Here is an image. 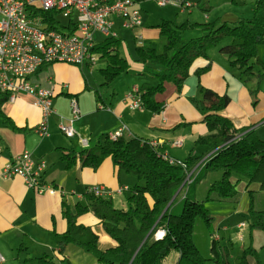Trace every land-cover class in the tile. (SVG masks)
Masks as SVG:
<instances>
[{
    "label": "trees",
    "instance_id": "1",
    "mask_svg": "<svg viewBox=\"0 0 264 264\" xmlns=\"http://www.w3.org/2000/svg\"><path fill=\"white\" fill-rule=\"evenodd\" d=\"M252 10L251 18L237 21L215 19L211 23L177 24L173 20H159L153 27L158 30L159 36L166 39L163 49L158 51L154 41L137 37L135 61L142 63L143 71L138 74L140 84L131 85L126 94L136 95L140 108L160 113L164 102L159 96L165 94L169 87L179 94L192 74L194 63L198 59L209 60L208 52L212 48H217L226 57L229 66L239 71L243 81L257 78L252 92H258L264 73L257 72L254 60L259 45L264 44V0H254ZM29 12L48 30L68 35L75 32L73 16L66 18L63 24L60 20L62 15L57 10ZM188 32L197 34L186 38ZM224 41L228 43L223 44ZM122 45L123 41L115 35L97 42L92 49L98 60L105 62L100 75L108 90L115 91V84L130 71V62L121 53ZM209 68L208 62L193 73L200 77ZM8 98L7 92L0 91L1 123L13 131H23L25 128L17 127L1 110ZM197 99L200 122L206 127V133L194 141L196 146L205 149L201 156L189 155L182 161L175 160L167 156L164 147L155 141L132 136L127 138L123 134L116 139L106 135L94 147L78 152L61 149L67 166L78 162L82 167L96 170L109 158L118 170L134 177V182L117 194L125 198L124 207L114 206L111 199L113 193L96 195L85 191L84 203L75 204V213L68 208L63 209V216L68 219V230L63 235L53 236L61 249L69 243L77 244L87 253L95 255L99 264H163L172 253L178 254L176 264H230L227 252L214 240L211 248L216 246L218 255H201L193 239L195 224L200 218L211 227L213 218L207 205L209 202L231 206L239 203L240 194L230 179L233 173L247 178L249 182H259L264 191V140L252 127L237 128L224 115L231 102L227 93L219 94L199 84ZM186 125L182 123L171 131ZM205 155L207 157L203 159ZM213 173H220V178L210 182L206 198L199 201L196 187ZM177 201L181 202L180 212L174 210ZM88 212L115 241V247L104 251L97 248V234L77 220ZM263 212L254 211L250 203L248 221L251 223L254 220L252 227L264 228ZM158 230H163L164 236L154 240ZM254 254L255 250L250 247L243 250L236 258L237 264H249L247 255Z\"/></svg>",
    "mask_w": 264,
    "mask_h": 264
},
{
    "label": "crops",
    "instance_id": "2",
    "mask_svg": "<svg viewBox=\"0 0 264 264\" xmlns=\"http://www.w3.org/2000/svg\"><path fill=\"white\" fill-rule=\"evenodd\" d=\"M188 1L203 12L210 9L207 0ZM239 1L244 3L247 0H230L233 4ZM140 4V0L135 3L139 10ZM115 16L122 20L118 15ZM221 20L229 21L228 18ZM155 24L146 27L142 23V26L137 28L139 29L137 37L141 36L143 40L154 41L159 37L158 30L153 27ZM196 34L188 32L185 35ZM124 49L125 51L122 52ZM127 50L123 44L121 53L129 60L130 71L118 81L115 91L108 90L103 85L101 68L97 72L86 71L87 75L82 71L97 67L100 60H97L94 66H75L65 63L44 65L30 77L33 84L53 92L54 113L47 119V135H38L35 131V127L41 122L42 115L41 110L29 96L17 95L1 106L3 113L11 118L17 127L25 128V130L13 131L10 127H5L0 119V255L2 257L0 264H38L42 260L45 264L66 262L99 264L95 255L87 253L77 244L69 243L61 249V246L53 239L54 235H63L68 230V219L63 216V209L68 208L70 212L75 213V204L84 203L83 193L97 186L110 189L113 193L111 199L116 200L113 204L124 207L123 195H117L116 190L119 187H129L134 182V177L122 176L123 171L118 170L109 158L104 160L96 170L82 167L78 162L67 166V162L62 159L61 149H72L78 152L85 148H92L104 136L111 138L114 132L123 127L124 137H140L155 141L164 147L167 156L175 160L182 161L189 155L201 156L205 149L194 143L199 135L206 133V127L204 128V124L200 122L201 115L197 102L199 84L219 94L229 95L231 102L223 113L237 128L249 126L257 133L264 125V89L259 85V91L252 94L246 83L243 84V80L239 77V71L229 66L226 57L220 54L217 48L209 50V60L198 59L194 63L192 74L184 82L179 94L175 93L173 87H169L165 94L159 96V99L164 102L160 113L154 114L140 107L131 109L125 100L126 92L131 85L140 84V80H136L135 77L143 71V65L135 61L136 55L131 56L130 52H126ZM259 50L260 47H258V53ZM208 62L210 68L206 73L200 77L193 73L196 68L203 67ZM254 64L257 70L264 73V65L259 66L257 58ZM252 83L251 87H255L253 81ZM73 100L78 106L79 118L73 122L75 135L69 138L60 130L59 123L61 119L67 120L71 117V101ZM182 123L187 125L175 132L171 131ZM175 141H180L181 145L173 144ZM23 151H29L35 160L46 162L43 179L54 191L39 194L35 189L27 187L20 177L10 179L1 177L7 162ZM230 177L236 184L240 201L235 206L220 204L226 206V214L221 215L217 212L211 214L213 218L211 228L216 231V235H212V241L217 242L220 248H224V245L229 242L232 245L229 253L232 255L234 241L241 242L240 252L249 247L254 249L250 232L251 239L245 244L247 222L250 217V197L253 193L264 194V191L259 182H249L247 178L234 173ZM233 213L244 217L246 222L240 220L233 224L227 215ZM77 220L80 224L89 226L97 234V248L100 251L116 246L115 241L91 213H85ZM243 223L244 226L239 228V225ZM221 232L222 235L219 234ZM216 248L215 246V249L211 248L210 252L208 251V257L218 255ZM262 248L260 252L262 257L258 252H256V260L250 255L249 264H264V245ZM236 258L237 256L234 257L235 261ZM177 260L178 254L172 253L164 259L163 264L167 262L176 264Z\"/></svg>",
    "mask_w": 264,
    "mask_h": 264
},
{
    "label": "built area",
    "instance_id": "3",
    "mask_svg": "<svg viewBox=\"0 0 264 264\" xmlns=\"http://www.w3.org/2000/svg\"><path fill=\"white\" fill-rule=\"evenodd\" d=\"M137 0H0V91L9 94L8 100L17 95L29 96L41 110V122L36 127L38 135H47V119L54 113L52 108L53 92L42 89L30 81V77L44 66L54 63H65L75 66L97 63V56L92 49L95 46L94 33L115 36L112 31V15L122 18V26L131 28L142 24ZM158 5L167 3L180 4L188 8V0H156ZM57 10L62 17L76 21L75 32L71 35L57 30H48L30 15V10ZM127 105L131 109L139 108L136 95L127 94ZM79 118L76 101H71V117L59 123L60 130L69 138L74 137V120ZM124 128L111 135L116 139ZM179 141L173 144L180 146ZM46 162L35 160L29 151H23L12 157L2 170L1 177L10 179L20 177L27 187L37 193H51L52 188L43 179ZM124 188L119 187L116 194ZM90 192L96 195L112 193L106 187H91ZM243 224L239 225V228ZM159 233V235H157ZM164 236L159 230L154 240ZM0 260L2 257L0 255Z\"/></svg>",
    "mask_w": 264,
    "mask_h": 264
},
{
    "label": "rangeland",
    "instance_id": "4",
    "mask_svg": "<svg viewBox=\"0 0 264 264\" xmlns=\"http://www.w3.org/2000/svg\"><path fill=\"white\" fill-rule=\"evenodd\" d=\"M140 1H141V4H140L139 12H141L140 14H141V20H142L143 26H146V27L150 26V24L157 23L161 19L173 20L177 24H181L183 22H197V21H200L199 23H201L202 21H204L203 23H207L208 21H210L211 23L214 21L216 17H220V19L228 18L229 21H237L240 18H251L253 16L252 8H253V2H254V0H247L244 3L242 1H239L233 4L230 2V0H207L209 3L210 9L207 10V12H203L200 8H198L195 5L192 7H188V8L184 7L182 10L179 5L174 4V3L158 5L156 0H140ZM60 20L63 24L66 23L67 21L66 18L64 17L63 18L60 17ZM111 21L113 23L112 31L123 41V44L128 49L126 52L128 53L130 52L131 56H135L134 47L137 43L136 37L139 35V29L137 28L136 29H125L124 27H122V20L119 19L115 15H112ZM185 37L190 38L192 36L185 35ZM106 38H108V36L98 33V32L94 33L93 35V39L95 42L103 41ZM154 42L156 43L158 51H162L163 46L166 42V39L163 36H159L154 40ZM227 43L228 42L226 41L223 42V44H227ZM259 47H260V50L256 58L258 59V65L261 66V65H264V45H259ZM124 51L125 49L122 50V52ZM256 58H255L254 63H256ZM104 66H105L104 61L100 60L98 62L97 67H93L92 69H88V70L84 69L82 71H84L85 75H87L86 71L97 72L99 68H103ZM257 72H260V71L257 70ZM135 78L136 80H139L138 76H136ZM252 81L255 84L254 86H256V81L258 82V79L254 78ZM252 81L250 80H247L246 82L243 81V84L246 83L251 93L254 94L256 92H252L254 91L253 88H255V87H251L253 86ZM260 86L262 87V89H264V79L260 81ZM248 88L246 87V89ZM203 127L205 128L204 125ZM257 135L259 136V138L264 140V125L257 131ZM179 143L181 142L179 141L177 144ZM121 175L124 177H130L125 172H122ZM213 178L215 179L220 178V173L214 174L213 176H210V178L207 177L205 179H202L197 185L196 198L199 201H203L206 198L207 189H208V186L210 185V180ZM97 187H100V186H97ZM250 199H251V208L254 211L264 210V194L253 193ZM113 202L115 203L116 200H113ZM180 203H181L180 201H177L175 203L174 210L177 209V211L180 212V209H181ZM118 204L120 206L122 204H126L125 198L122 197V204L121 203H118ZM207 205L210 210V214L212 215L215 214L216 212L221 215L226 214L225 212L227 210L226 206L220 205L217 202H209L207 203ZM114 206L118 207L115 204ZM227 215L233 224H235L236 222L240 220H243L244 222H246L245 218L241 217L239 214L233 213V214H227ZM262 219L264 222V212L262 213ZM250 222L251 223H249V221L247 222L248 229L245 234L247 235L245 236V244H247L250 241L251 239L250 237L252 236V239H253L252 244L254 245L253 248L255 249V255H252V256H254L255 257L254 259L256 260L257 259L256 252H258L260 256L262 257L260 252L263 249L262 245H264V228L259 229L257 228L258 226L252 227L251 224L254 223V220H251ZM243 226H244V223H243ZM249 232L251 233L250 237H249ZM219 234L222 235L223 233L221 232ZM212 235H216L215 229L211 228L210 226H207L206 223L202 219L198 218L195 224L193 239L201 255H203L204 257H208V251L210 252V249H211L210 243L212 241ZM233 245H234V253L232 255L234 257L236 256L238 257L241 254L240 252L241 242L234 241ZM231 247L232 245L228 242L226 245H224L223 250L227 252L228 259H230V264H237L234 257L229 253V250L231 249ZM245 247H247V245ZM248 256L249 255H247V258L248 260H250V257ZM38 264H45V262L42 260V261H39ZM64 264H69V263L66 262ZM166 264H170V263L167 262Z\"/></svg>",
    "mask_w": 264,
    "mask_h": 264
}]
</instances>
